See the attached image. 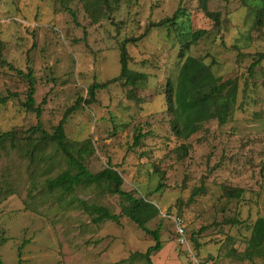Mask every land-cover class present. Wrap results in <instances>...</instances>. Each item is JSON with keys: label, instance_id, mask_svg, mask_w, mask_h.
I'll list each match as a JSON object with an SVG mask.
<instances>
[{"label": "rangeland", "instance_id": "obj_1", "mask_svg": "<svg viewBox=\"0 0 264 264\" xmlns=\"http://www.w3.org/2000/svg\"><path fill=\"white\" fill-rule=\"evenodd\" d=\"M180 3L0 0V97L9 98L0 103L4 264H17L21 247L23 264H148L136 254L155 245L150 235L127 217L96 224L85 208L121 214L109 183L70 193L48 188L66 171L78 172L46 139L77 103L65 132L68 142L89 147L86 168L96 174L111 163L124 191L160 210L147 224L162 242L154 264H264V257H246L254 225L264 219V58L251 70L264 54V1L209 0L207 11L219 24L200 0ZM179 7L176 26H157ZM198 30L207 34L191 43ZM126 41L129 69L146 79L134 88L112 83L84 103L91 85L120 75ZM188 56L222 82H235L238 93L226 123L210 120L184 140L172 131L167 88L176 86ZM29 69L40 119L25 107L29 83L19 71Z\"/></svg>", "mask_w": 264, "mask_h": 264}, {"label": "trees", "instance_id": "obj_2", "mask_svg": "<svg viewBox=\"0 0 264 264\" xmlns=\"http://www.w3.org/2000/svg\"><path fill=\"white\" fill-rule=\"evenodd\" d=\"M208 2L209 0H200V6L207 13L208 17L214 20L213 13L207 11ZM180 14L181 8L179 7L171 19L164 20L157 26H165L168 24L176 26ZM214 21L216 24H219L216 19ZM206 34V30L196 31L192 34L191 43H197ZM128 42L130 41H126L121 48L120 75L107 83L100 84L96 82L91 85L88 92L90 99L83 100L84 103L91 104L94 102L97 92L102 89H107L112 83L124 80L126 86L134 88L139 82L146 79L145 74L131 71L128 67L130 58L126 47ZM189 47L190 44H185L184 49L187 50ZM182 53H185V51ZM261 58H264V54H261L260 59L252 64L251 70L259 64ZM19 73L29 83V92L25 107L29 111L35 112L37 118L40 119L42 116V108L40 106L36 107L35 92L37 83L33 71L29 69L27 73L22 71H19ZM237 93L238 89L235 82L231 80L222 82L221 78L214 75L210 66L195 57H186L181 66L176 86L169 83L167 88V105L168 111L173 116L171 123L173 133L178 138L188 140L191 136L199 132L204 123L210 120L218 119L221 124L226 123L228 109L236 102ZM8 101V97H0L1 104H6ZM79 104L77 103L76 106ZM76 106L67 111L63 120L56 127L54 134L51 136L47 135L46 139L57 144L59 150L78 172L73 175L71 171H66L60 177L50 181L48 188L51 190L60 189L66 193H70L85 183L98 185L109 183L112 186L111 192L118 195L122 201L121 214H111L106 208L97 206H87L85 207L86 210L93 215V222L96 224L107 221L119 223L122 217L129 218L140 230L154 239L155 245L150 247L145 254H136L144 258L148 264H154L152 255L160 250L162 242L160 239V231H151L147 228V224L160 214V210L153 203L145 199L136 198L131 193L124 191L122 188L124 179L111 163H109L106 169L96 174L91 173L86 168L82 160L89 147L84 146L78 148L77 145L68 142L65 132L66 119L72 111L77 109ZM9 135L10 133L5 136ZM142 138V135L136 136L135 143L139 144ZM182 148L185 149V145ZM19 250V261L17 264H23L22 247ZM246 257L249 260L264 257V219H258L254 225L250 244L246 251ZM0 264H4L1 256Z\"/></svg>", "mask_w": 264, "mask_h": 264}, {"label": "built area", "instance_id": "obj_3", "mask_svg": "<svg viewBox=\"0 0 264 264\" xmlns=\"http://www.w3.org/2000/svg\"><path fill=\"white\" fill-rule=\"evenodd\" d=\"M178 233H179V237H180V242L182 244H186V235H185V231H184V228L182 227V225L180 223H178ZM211 261H207L205 262L204 264H211L210 263Z\"/></svg>", "mask_w": 264, "mask_h": 264}, {"label": "crops", "instance_id": "obj_4", "mask_svg": "<svg viewBox=\"0 0 264 264\" xmlns=\"http://www.w3.org/2000/svg\"><path fill=\"white\" fill-rule=\"evenodd\" d=\"M211 261V260H210Z\"/></svg>", "mask_w": 264, "mask_h": 264}]
</instances>
